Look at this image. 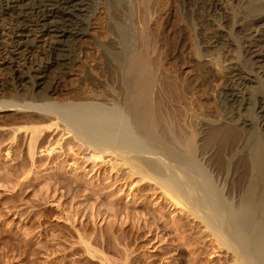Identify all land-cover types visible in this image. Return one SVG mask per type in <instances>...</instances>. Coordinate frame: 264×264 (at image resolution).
I'll list each match as a JSON object with an SVG mask.
<instances>
[{"label": "bare ground", "instance_id": "6f19581e", "mask_svg": "<svg viewBox=\"0 0 264 264\" xmlns=\"http://www.w3.org/2000/svg\"><path fill=\"white\" fill-rule=\"evenodd\" d=\"M232 1L212 0L222 21L202 22L196 37L221 52L217 69L233 117L193 115L176 79L152 71L141 54L109 56L105 93L53 101L57 78L47 73L59 66L62 77L72 75L70 43L86 30L91 0H0V113L63 122L91 149L86 162L111 156L150 183L201 226L211 249L225 253L223 264H264V0Z\"/></svg>", "mask_w": 264, "mask_h": 264}, {"label": "rangeland", "instance_id": "374dc122", "mask_svg": "<svg viewBox=\"0 0 264 264\" xmlns=\"http://www.w3.org/2000/svg\"><path fill=\"white\" fill-rule=\"evenodd\" d=\"M91 1L86 30L70 43L72 75L59 66L47 73L57 78L53 101L105 93L109 56L141 54L176 79L193 115H235L217 69L221 52L196 37L202 22L222 21L212 0ZM193 132L198 144L201 128ZM90 150L53 117L0 113V264H223L201 226L113 157L86 162Z\"/></svg>", "mask_w": 264, "mask_h": 264}]
</instances>
